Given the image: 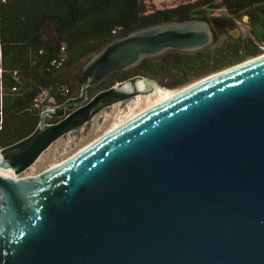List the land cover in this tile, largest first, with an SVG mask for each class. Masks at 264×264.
<instances>
[{
    "label": "water",
    "instance_id": "water-1",
    "mask_svg": "<svg viewBox=\"0 0 264 264\" xmlns=\"http://www.w3.org/2000/svg\"><path fill=\"white\" fill-rule=\"evenodd\" d=\"M213 40L204 19L114 39L85 64L79 94L50 97L30 133L0 147V264H264V54L23 175L57 140L157 82L135 74L92 96L91 87L146 58Z\"/></svg>",
    "mask_w": 264,
    "mask_h": 264
},
{
    "label": "trees",
    "instance_id": "trees-1",
    "mask_svg": "<svg viewBox=\"0 0 264 264\" xmlns=\"http://www.w3.org/2000/svg\"><path fill=\"white\" fill-rule=\"evenodd\" d=\"M202 6L184 3L149 9L145 0H0L4 66L10 71L18 70L20 76V86L5 97L0 147L26 136L36 127L41 108L35 107L33 100L43 90H48L57 103L75 95L76 84L68 80L76 76L68 75L69 67L137 29L164 22L208 18L205 15L208 9ZM219 6L232 14L253 8L258 19L264 21V0H222L211 8ZM258 36L264 38V27ZM233 40L217 41L194 52L170 50L161 56L146 58L134 68L112 73L90 91L109 87L135 74L164 71L183 72L181 81L185 82L231 65L244 55L255 56L261 52L252 38ZM248 46L257 48L240 56ZM62 47L67 59L62 66L55 67L51 60ZM65 87H69L70 92L65 93Z\"/></svg>",
    "mask_w": 264,
    "mask_h": 264
},
{
    "label": "rangeland",
    "instance_id": "rangeland-1",
    "mask_svg": "<svg viewBox=\"0 0 264 264\" xmlns=\"http://www.w3.org/2000/svg\"><path fill=\"white\" fill-rule=\"evenodd\" d=\"M145 2L149 9H163L184 3H200L203 4L202 9H205L204 7L208 9L205 12V15L208 16V18L217 17L219 19L217 20L218 27L227 34L235 33L241 38H246L247 36H250L251 33L250 27L247 24L251 19L247 12L232 14L227 8L223 6L211 8L215 4L219 5L222 0H145ZM235 27H237L238 29H236ZM51 29L52 28H50V30ZM237 30H240V33ZM228 40L230 42L234 41L230 36H228ZM262 54H264V52L259 55ZM259 55H256L254 57H257ZM91 57L92 55L89 58H86L85 60L77 63L75 66H71L67 69L68 75L71 74L76 76H72L73 78L70 76V79L68 80L76 84L75 95L80 93V87L84 82L81 77L82 70ZM247 57L248 58L245 59L241 58L233 62L231 65H227L221 69H218L217 71L211 72L201 77L187 80L185 82L181 81L184 78L183 72L181 71H164L158 74L143 75L156 79L159 89L162 88L164 90L175 91L189 86L190 84H193L194 82L210 74L219 72L228 67L254 58L250 56ZM100 89L103 88H93L91 89V91L89 90L90 96H92ZM157 91V88H153L149 94L136 96L130 100L119 102L112 107L103 110L98 115H96L90 123L86 124L79 131L67 134L53 143V145H51V147L47 149L40 156L37 162L26 172H24L23 175H30L40 172L56 163L65 160L66 158L70 157L71 155L103 135L105 132L126 122L128 119L133 117L135 114H137L138 112L149 106L154 100H156L159 96V91Z\"/></svg>",
    "mask_w": 264,
    "mask_h": 264
},
{
    "label": "built area",
    "instance_id": "built-area-1",
    "mask_svg": "<svg viewBox=\"0 0 264 264\" xmlns=\"http://www.w3.org/2000/svg\"><path fill=\"white\" fill-rule=\"evenodd\" d=\"M5 1V0H1ZM42 52V50L40 51ZM67 59V54L65 52V47L61 48V51L57 56H55L52 60L51 63L55 67H60L62 66ZM9 77H13L15 81L20 83V76L18 70H7L4 66V55H3V49L0 44V130L3 128L4 121H5V114H4V101L5 97L12 91L16 90L18 87L15 86L13 83H10L8 81ZM8 81V83H7ZM63 91L65 93L70 92L69 87L63 88ZM51 94L48 90H43L40 94L35 96L33 100V104L35 107H42L45 103L49 102Z\"/></svg>",
    "mask_w": 264,
    "mask_h": 264
},
{
    "label": "flooded vegetation",
    "instance_id": "flooded-vegetation-1",
    "mask_svg": "<svg viewBox=\"0 0 264 264\" xmlns=\"http://www.w3.org/2000/svg\"><path fill=\"white\" fill-rule=\"evenodd\" d=\"M242 12H247L249 14V16H250V19H251L247 23L249 25L250 31H251L250 36H247L246 38L244 37L243 39L252 38V40L257 45L258 49L261 50V52L259 53V54H261V53L264 52V38L260 39L258 34L260 33V31L264 27V21H263V19H260V20L258 19V17L255 14L256 11L253 8L245 9ZM204 20L209 21V23L211 24V27H212V29L214 31V40H213V42L211 44L216 43L217 41H221L222 42L223 40H226V39H227V41H229L228 40V36H230L231 39H236L238 41H239V39H241V37H239V36L235 37L231 33L227 34L226 32L222 31L217 25V20H219L217 17H210L209 19L204 17ZM235 23H236V21H235ZM237 27H235V28L238 29ZM237 31L240 33V30H237ZM211 44H209V45H211ZM257 47L256 46L255 47L253 46L251 48L249 46L245 47V49L241 51L240 56H243L245 53L247 54L248 52L253 51ZM250 57H254V56H250ZM242 58L245 59V58H248V57L246 55H244Z\"/></svg>",
    "mask_w": 264,
    "mask_h": 264
},
{
    "label": "bare ground",
    "instance_id": "bare-ground-1",
    "mask_svg": "<svg viewBox=\"0 0 264 264\" xmlns=\"http://www.w3.org/2000/svg\"><path fill=\"white\" fill-rule=\"evenodd\" d=\"M139 87L140 88H144V87H146V83L145 82H143V81H141L140 83H139ZM154 88H157V90L159 91V96H158V98L156 99V100H154L149 106H147L146 108H144L143 110H146L147 108H150V107H152V106H154V105H156V104H158V103H160L161 101H163V100H165V99H167V98H169V97H171V96H173L174 94H176L178 91H180V90H175V91H173V90H164V89H159V87L156 85V86H154ZM157 91V92H158ZM143 110H141L140 112H142ZM139 113V112H138ZM137 113V114H138ZM136 115V114H135ZM7 175H16V173H14V171H12L11 169H6L5 171H4Z\"/></svg>",
    "mask_w": 264,
    "mask_h": 264
}]
</instances>
